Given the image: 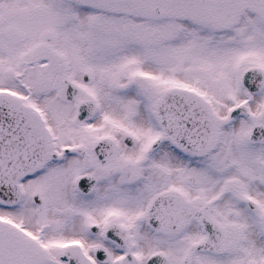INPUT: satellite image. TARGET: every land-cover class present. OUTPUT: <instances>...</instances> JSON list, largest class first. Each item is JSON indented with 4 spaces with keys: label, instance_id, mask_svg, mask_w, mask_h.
<instances>
[{
    "label": "snow or ice",
    "instance_id": "obj_1",
    "mask_svg": "<svg viewBox=\"0 0 264 264\" xmlns=\"http://www.w3.org/2000/svg\"><path fill=\"white\" fill-rule=\"evenodd\" d=\"M0 264H264V0H0Z\"/></svg>",
    "mask_w": 264,
    "mask_h": 264
}]
</instances>
